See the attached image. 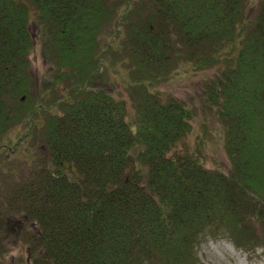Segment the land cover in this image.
<instances>
[{
    "label": "trees",
    "instance_id": "16d2710c",
    "mask_svg": "<svg viewBox=\"0 0 264 264\" xmlns=\"http://www.w3.org/2000/svg\"><path fill=\"white\" fill-rule=\"evenodd\" d=\"M115 1L0 0V137L22 124L42 151L3 198L0 264L14 236L24 264H194L207 229L264 245V0L254 18L248 0H125L119 14ZM112 19L128 28L123 58L150 81L181 58L202 68L224 43L238 48L204 88L226 127L227 171L175 151L191 129L183 101L139 93L127 120L104 82ZM31 22L51 66L38 96Z\"/></svg>",
    "mask_w": 264,
    "mask_h": 264
},
{
    "label": "rangeland",
    "instance_id": "374dc122",
    "mask_svg": "<svg viewBox=\"0 0 264 264\" xmlns=\"http://www.w3.org/2000/svg\"><path fill=\"white\" fill-rule=\"evenodd\" d=\"M143 1L148 3L147 0ZM251 1L254 2L248 16L254 18L261 1L248 0V2ZM115 4L117 14L126 7L125 0H116ZM134 17L132 13L130 18ZM114 19L103 32L105 40L102 42L113 43L108 47V56L111 57V61L105 67L104 82L114 97L125 102L127 120H133L137 115L139 93L148 91L157 94L161 99L173 98L183 101L190 109L191 129L177 142L175 151L198 156L210 169L220 168L227 171L230 161L226 147V127L217 114L216 107L208 101L204 88L208 81L228 66L223 56H234L238 48L232 43H224L219 50L222 60L202 68L195 67L188 58H181L178 65H172L167 72L154 69L161 76L150 81L152 75H147L143 71L140 73V70L132 71L131 56L127 51L124 52L126 57L123 58V47L120 44L128 39V28L122 25L121 31L116 33L113 28L117 25V21ZM29 29L34 40L29 56L33 92L38 96L42 93V81L51 66L42 55L37 26L31 22ZM114 46H118L120 50L114 51ZM139 77L141 80L138 79ZM142 79L146 82L144 80L142 82ZM26 133L24 125L15 124L0 137V207H3V198L6 194L13 190L32 169H36L35 163L42 157L39 140L37 141L34 135H25ZM21 138H24L23 143L21 141L18 143ZM261 230L260 226H256L255 234L262 235ZM9 242L10 245L5 246L6 263L24 264L29 257V248L21 245L15 236L11 237ZM193 259L194 264H264V245L259 244L254 248L240 246L225 231L207 229L193 246Z\"/></svg>",
    "mask_w": 264,
    "mask_h": 264
}]
</instances>
